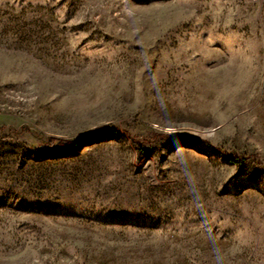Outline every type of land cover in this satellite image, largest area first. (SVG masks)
<instances>
[{"label":"rangeland","instance_id":"374dc122","mask_svg":"<svg viewBox=\"0 0 264 264\" xmlns=\"http://www.w3.org/2000/svg\"><path fill=\"white\" fill-rule=\"evenodd\" d=\"M0 264H264V0H0Z\"/></svg>","mask_w":264,"mask_h":264},{"label":"trees","instance_id":"16d2710c","mask_svg":"<svg viewBox=\"0 0 264 264\" xmlns=\"http://www.w3.org/2000/svg\"><path fill=\"white\" fill-rule=\"evenodd\" d=\"M118 131H120V130L113 125H105V126L97 128V129H93L84 135H79L74 139L58 140V142L56 144L52 143L51 146L54 148H57V149H67V148H70V147L80 143L83 140L84 136L97 135V134L106 133V132H118ZM235 157L236 156H230V158L233 160Z\"/></svg>","mask_w":264,"mask_h":264}]
</instances>
